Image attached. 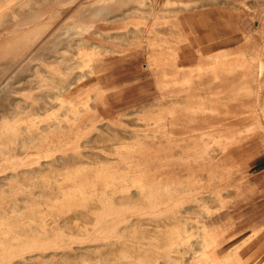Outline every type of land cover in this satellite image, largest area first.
Here are the masks:
<instances>
[{"label":"rangeland","instance_id":"obj_1","mask_svg":"<svg viewBox=\"0 0 264 264\" xmlns=\"http://www.w3.org/2000/svg\"><path fill=\"white\" fill-rule=\"evenodd\" d=\"M0 264H264V0H0Z\"/></svg>","mask_w":264,"mask_h":264},{"label":"bare ground","instance_id":"obj_2","mask_svg":"<svg viewBox=\"0 0 264 264\" xmlns=\"http://www.w3.org/2000/svg\"><path fill=\"white\" fill-rule=\"evenodd\" d=\"M102 1V0H101ZM101 6V5H100ZM190 14V13H189ZM190 17V16H189ZM35 31H37V30H35ZM4 47L6 46V45H3ZM8 47V46H7Z\"/></svg>","mask_w":264,"mask_h":264}]
</instances>
